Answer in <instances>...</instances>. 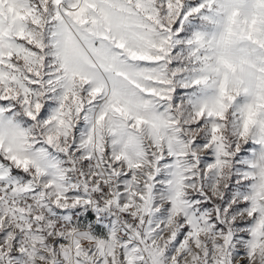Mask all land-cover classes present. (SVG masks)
<instances>
[{
	"label": "snow or ice",
	"instance_id": "obj_1",
	"mask_svg": "<svg viewBox=\"0 0 264 264\" xmlns=\"http://www.w3.org/2000/svg\"><path fill=\"white\" fill-rule=\"evenodd\" d=\"M0 264H264V0H0Z\"/></svg>",
	"mask_w": 264,
	"mask_h": 264
}]
</instances>
